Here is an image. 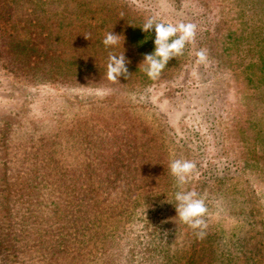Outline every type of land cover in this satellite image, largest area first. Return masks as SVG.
<instances>
[{
	"label": "rangeland",
	"instance_id": "obj_1",
	"mask_svg": "<svg viewBox=\"0 0 264 264\" xmlns=\"http://www.w3.org/2000/svg\"><path fill=\"white\" fill-rule=\"evenodd\" d=\"M25 1L0 0V264H264V0H72L49 48L71 66L45 62L42 84ZM151 16L197 25L155 80ZM110 31L124 41L105 48ZM123 51L132 74L113 83ZM174 159L196 164L203 239L177 215Z\"/></svg>",
	"mask_w": 264,
	"mask_h": 264
},
{
	"label": "clouds",
	"instance_id": "obj_2",
	"mask_svg": "<svg viewBox=\"0 0 264 264\" xmlns=\"http://www.w3.org/2000/svg\"><path fill=\"white\" fill-rule=\"evenodd\" d=\"M140 27L146 33L155 30L154 51L144 54L142 61L144 65L142 70L152 80L160 77L170 59L183 55L186 45L193 44L197 36V25L194 23L166 22L158 20L156 16L146 18ZM84 36L86 39H90V36ZM122 38L124 41L122 34L110 31L105 35L102 43L105 48L114 47L121 43ZM195 55L197 64L206 63L208 60L206 48H201ZM128 63L130 61L126 58L125 51L119 54L109 52L106 66L107 79L113 83L119 82L121 76L128 79L132 74L127 67ZM169 167L171 174L176 178V185L180 189L175 193L177 215L183 223L195 231L198 239H203L206 235L205 217L208 206L197 191L184 190V185L188 183L190 176L195 171L196 164L187 159H174L170 162Z\"/></svg>",
	"mask_w": 264,
	"mask_h": 264
},
{
	"label": "trees",
	"instance_id": "obj_3",
	"mask_svg": "<svg viewBox=\"0 0 264 264\" xmlns=\"http://www.w3.org/2000/svg\"><path fill=\"white\" fill-rule=\"evenodd\" d=\"M11 1V0H10ZM5 4L7 6H9V3L5 2ZM25 4H27V15L25 18H28L29 20V24L32 28H36L37 30L34 32V34H32L33 36H31L30 33V40H26V44L28 43L30 46L27 49V56L26 59L29 62V67L31 71H34L35 73H37L40 77H42V81L41 84L43 82H45V69H44V65L45 62H49V61H53L55 62V64H50V69L51 71H53L54 69V73L53 75H58V73H65L64 69L66 70L67 68H70V64L66 65V64H62V54H58V53H53V51H49V48L54 46V40L56 39L55 34L52 33V29L59 27V26H63L64 24H66L68 22V20L70 19H74L73 17H71V12L69 11L72 8V0H33L31 2L29 1H25ZM29 5L32 6L29 7ZM31 9V10H30ZM70 12V13H69ZM8 13V17L10 18V20H6L4 18H0V29L4 27L8 26H12L13 24H11L12 22V13H10L7 10ZM1 14V12H0ZM55 16H64L63 19H58L55 20ZM59 22L58 25H56ZM30 31V30H29ZM7 33V32H6ZM84 36V33L82 34ZM143 38H145L144 36H142ZM13 43V41L11 42ZM9 48V47H8ZM63 50V49H62ZM66 52V51H64ZM255 54H247V56L251 59L256 58V56L258 55L257 58L261 57V52L260 51H256L254 50ZM80 63L83 61V57L81 59L78 60ZM42 62V63H40ZM21 63V61H20ZM25 63V62H24ZM24 63H22L21 65H23ZM42 64V65H41ZM252 67V65L250 66V68ZM65 75V74H63ZM32 83L33 79H29ZM36 80V78L34 79ZM55 80V79H53ZM25 93L29 94V91H25ZM86 140V137H85ZM61 147H63V143L60 144ZM50 148H52L51 146H48L46 149L49 150ZM148 185L146 184V187ZM127 192V191H126ZM124 192H120V195L123 194ZM135 196V193L132 194V197ZM124 198H125V194H124ZM93 208V207H91ZM7 251V249H5ZM14 251H18V248L15 247ZM13 249L11 248V256H16L17 252H14ZM12 256V257H13ZM14 261V260H11ZM12 264H14V262H11Z\"/></svg>",
	"mask_w": 264,
	"mask_h": 264
}]
</instances>
